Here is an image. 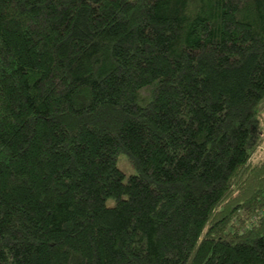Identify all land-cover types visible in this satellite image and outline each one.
<instances>
[{
  "label": "trees",
  "instance_id": "16d2710c",
  "mask_svg": "<svg viewBox=\"0 0 264 264\" xmlns=\"http://www.w3.org/2000/svg\"><path fill=\"white\" fill-rule=\"evenodd\" d=\"M261 127L264 0H0V264H264Z\"/></svg>",
  "mask_w": 264,
  "mask_h": 264
},
{
  "label": "rangeland",
  "instance_id": "374dc122",
  "mask_svg": "<svg viewBox=\"0 0 264 264\" xmlns=\"http://www.w3.org/2000/svg\"><path fill=\"white\" fill-rule=\"evenodd\" d=\"M261 129L264 130V127H261ZM262 136H264V133H262ZM261 149V155L262 157H264V144H262ZM116 165L124 174L125 180L128 176L136 173L135 169L132 167L131 163H129L128 159L124 154H119L117 156ZM107 202L109 205L112 204V200H108Z\"/></svg>",
  "mask_w": 264,
  "mask_h": 264
}]
</instances>
